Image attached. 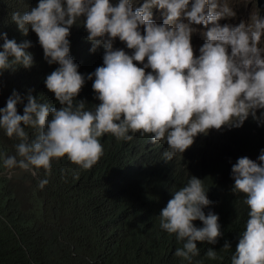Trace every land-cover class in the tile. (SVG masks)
Here are the masks:
<instances>
[{
  "label": "clouds",
  "instance_id": "obj_1",
  "mask_svg": "<svg viewBox=\"0 0 264 264\" xmlns=\"http://www.w3.org/2000/svg\"><path fill=\"white\" fill-rule=\"evenodd\" d=\"M249 3L247 20L239 21V5ZM136 4L137 0H36L35 6L11 12L10 21L19 33L26 35L31 29L42 58L56 65L43 83L59 106L42 102L29 90L18 113L22 97L13 89L0 107V130L17 140L13 154L0 153L4 168L47 172L53 159L64 157L89 169L103 155V134L123 141L147 134L151 142L167 145L161 154L167 163L209 129L240 127L249 117L257 126L264 124V6L258 0ZM154 8L162 16L159 23L152 18ZM73 24L86 30L89 51L103 48L102 64L87 74L78 71L70 55ZM198 31L203 42H195L194 55L191 37ZM0 39V72L33 65V55L26 50L30 40L17 42L4 32ZM116 39L124 47H113ZM86 79L92 81L98 101L91 108L77 99ZM230 176L231 191L243 194L247 206L230 264H264V148L255 159L237 157ZM45 183L42 179L40 186ZM210 203L203 180L189 175L159 210V227L174 234L181 245L175 256L191 261L200 252L197 242H217L222 234L218 214L204 211ZM197 220L200 225L194 223ZM221 248L232 247L225 241ZM204 254L217 259L212 247Z\"/></svg>",
  "mask_w": 264,
  "mask_h": 264
},
{
  "label": "trees",
  "instance_id": "obj_2",
  "mask_svg": "<svg viewBox=\"0 0 264 264\" xmlns=\"http://www.w3.org/2000/svg\"><path fill=\"white\" fill-rule=\"evenodd\" d=\"M139 3L142 1L134 6ZM35 4L36 0H0V32L17 42L31 41L26 50L33 55V65L0 72V107L15 89L22 97L16 106L18 113H22L29 90L42 102L59 106L43 83L56 65L42 58V48L31 29L21 35L10 21L12 11L22 12ZM152 18L161 22L160 11L155 13L154 8ZM86 36L82 24L70 27V55L82 74L102 64L103 48L89 51L91 42ZM199 39L194 35L191 41L194 55ZM113 47L124 44L116 39ZM91 83L86 79L77 96L85 100L87 108L98 103ZM28 131L31 138L34 133ZM100 142L103 155L89 169L61 157L53 159L47 172L9 170L0 159V264H230L247 218L243 194L231 191L230 168L237 157L258 156L264 148V124L257 126L249 117L240 127L209 129L167 163L161 155L167 145L151 142L147 134H135L131 141L103 134ZM16 143L0 130V153L13 154ZM189 175L201 178L207 187L212 203L204 211L218 214L222 234L215 244L197 242L199 254L185 261L174 255L181 245L174 234L159 227L158 213ZM42 179L47 183L40 186ZM225 241L232 248H221ZM208 247L216 249L217 259L205 256Z\"/></svg>",
  "mask_w": 264,
  "mask_h": 264
},
{
  "label": "rangeland",
  "instance_id": "obj_3",
  "mask_svg": "<svg viewBox=\"0 0 264 264\" xmlns=\"http://www.w3.org/2000/svg\"><path fill=\"white\" fill-rule=\"evenodd\" d=\"M142 1V0H141ZM248 6L250 7H247V5H243V4H240L239 5V10H238V15L240 16H238V19H239V21L241 20V19H244V20H247V18H248V15H249V12H250V10H251V3H249L248 4ZM157 11L158 10H156L155 9V13H157ZM160 16H161V14H160ZM162 17V16H161ZM220 23H221V21H219ZM196 27L197 28H199V25H196ZM194 35H198V37L202 40V42H203V36L201 35V33L198 31V32H196V33H193L192 34V37H191V41L193 40V38H194ZM262 39H264V35H262ZM201 44V43H200Z\"/></svg>",
  "mask_w": 264,
  "mask_h": 264
},
{
  "label": "water",
  "instance_id": "obj_4",
  "mask_svg": "<svg viewBox=\"0 0 264 264\" xmlns=\"http://www.w3.org/2000/svg\"><path fill=\"white\" fill-rule=\"evenodd\" d=\"M259 6L263 7L264 6V0H258Z\"/></svg>",
  "mask_w": 264,
  "mask_h": 264
}]
</instances>
